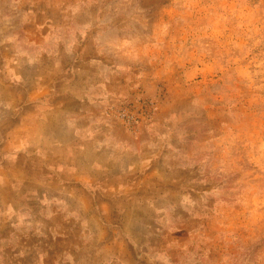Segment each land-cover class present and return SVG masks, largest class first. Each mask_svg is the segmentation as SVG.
I'll list each match as a JSON object with an SVG mask.
<instances>
[{
	"label": "rangeland",
	"instance_id": "374dc122",
	"mask_svg": "<svg viewBox=\"0 0 264 264\" xmlns=\"http://www.w3.org/2000/svg\"><path fill=\"white\" fill-rule=\"evenodd\" d=\"M0 264H264V0H0Z\"/></svg>",
	"mask_w": 264,
	"mask_h": 264
}]
</instances>
